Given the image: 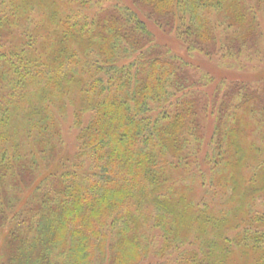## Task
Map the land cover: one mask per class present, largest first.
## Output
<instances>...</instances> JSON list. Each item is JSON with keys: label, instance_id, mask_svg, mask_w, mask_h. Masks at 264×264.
<instances>
[{"label": "trees", "instance_id": "obj_1", "mask_svg": "<svg viewBox=\"0 0 264 264\" xmlns=\"http://www.w3.org/2000/svg\"><path fill=\"white\" fill-rule=\"evenodd\" d=\"M261 10L264 0H0L2 264H146L150 223L166 251L184 250L180 264H264V80L218 85L207 101L148 23L187 54L237 56L255 51Z\"/></svg>", "mask_w": 264, "mask_h": 264}, {"label": "rangeland", "instance_id": "obj_2", "mask_svg": "<svg viewBox=\"0 0 264 264\" xmlns=\"http://www.w3.org/2000/svg\"><path fill=\"white\" fill-rule=\"evenodd\" d=\"M130 3V1H129ZM32 17H36L35 14H32ZM261 19H259V23L262 27V35L260 36L261 38H255V40H251V43L249 44L250 47H254L255 51L251 52L248 50L246 47L242 49V51L239 53V55L236 56V54H233V51L226 52V51H220L217 50L215 55L212 56H205L201 53L198 52H193V53H186L185 48L178 42L173 36V33L166 34L163 33L161 30L156 28L154 26L155 21L151 20L152 22H149V27L150 30L152 31L154 35V44H157L161 47L167 48L169 50V53H172V55L178 56L182 58L183 60L186 61V63H189L191 66L190 69H193L195 72V76L199 79L197 82V85L195 87V91L198 95H201L203 93H206L207 95H210L207 97V101L211 97V93L215 88L220 85L222 86L221 88V94L224 92L229 93L230 89H233L235 85L238 87L242 88H248L249 91L253 89V86L256 85L255 83L260 82L259 80H264V50H261L262 47H264V10H261V14L259 15ZM50 16H47L45 20L43 19V23L39 24L36 27L35 33L40 36L38 40H41V34L47 30L48 25L44 23L46 20L49 21ZM216 35L218 34L219 37H222L224 34H221V31L215 32ZM250 42L248 39L247 42ZM258 50H261V52ZM223 54H225L223 56ZM193 72V71H192ZM261 72V74H259ZM207 76V77H206ZM260 76V77H259ZM206 78H211L212 83L206 84ZM230 84L232 85L231 88H226V86ZM252 85V86H251ZM259 85H263L262 83H259ZM262 88V87H261ZM228 89V90H227ZM225 94V93H224ZM223 96V95H222ZM221 96V97H222ZM181 96H179L180 98ZM204 97V96H202ZM204 101V100H203ZM202 101V102H203ZM68 110L65 113L64 117L59 121L60 122V127L62 130V135L64 137V147H62L61 152H66L68 153V156L77 153V130L76 127L74 126V118L72 117L73 115V109L75 110L74 107L71 106V104L68 102ZM84 119H87L90 117V113L86 112L83 115ZM215 118L216 115L213 113H207V118H205L203 124L201 125L202 128H204V125L207 127L205 131V136L207 137L208 134H210L211 129L214 127L213 124H215ZM73 125V126H71ZM207 139V138H206ZM202 153V152H201ZM199 153L197 154L198 158L199 156L202 157V154ZM197 162V161H196ZM190 165L192 163H195L193 161H189ZM196 164V163H195ZM198 189V188H197ZM200 190V189H198ZM209 191L207 187H203L200 190V193L202 197H204L205 192ZM27 193L20 194V198L18 202L22 201V205H26L29 203L27 197ZM208 197V196H207ZM207 202L211 201V198H207ZM145 211H150V213H146V216H151L152 220H155V218L158 219L159 216H157V213L155 212V206L151 203H149V206L145 207ZM135 216L136 215H141V213H133ZM151 225V226H150ZM154 225L153 223L149 224L148 226L142 227L145 232V237L149 236L150 240H152L153 245H151L150 249L147 254L144 255L143 262L146 264H180V257H182V253L184 252L183 249H178L175 251H166L163 247V238L161 235L160 230L156 227L153 228ZM149 229V230H148ZM148 233H147V232ZM199 234L200 232L197 231ZM7 242L5 240L0 239V264H2L3 260L6 258L8 249H7ZM203 244L199 242V240L194 244V249L199 253V258L203 259L202 257V250L201 246ZM204 246V245H203ZM186 247H189L188 244H186ZM182 248V247H181ZM159 250L161 251V256L159 257L157 254H153V250ZM189 249V248H188ZM190 251L186 252L185 255L192 254L191 249ZM4 254V256H3ZM204 261V260H201ZM207 264V263H206ZM240 264H245V262H242Z\"/></svg>", "mask_w": 264, "mask_h": 264}]
</instances>
